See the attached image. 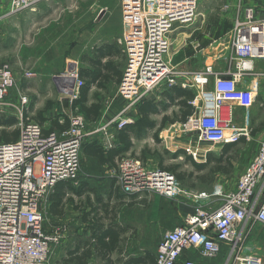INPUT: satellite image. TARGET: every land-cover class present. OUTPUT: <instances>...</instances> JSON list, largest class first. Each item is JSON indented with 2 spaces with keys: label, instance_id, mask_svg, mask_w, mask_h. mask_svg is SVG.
I'll return each mask as SVG.
<instances>
[{
  "label": "built area",
  "instance_id": "1",
  "mask_svg": "<svg viewBox=\"0 0 264 264\" xmlns=\"http://www.w3.org/2000/svg\"><path fill=\"white\" fill-rule=\"evenodd\" d=\"M40 1L43 0H7L5 15L34 10ZM199 1L120 0L123 31L119 43L125 64L117 96L122 107L108 113L103 126L90 133L104 130L105 149L114 146V131L133 122L136 105L160 87L196 91L190 101L194 113L180 128L186 133H197L200 143L223 146L236 144L246 136L245 129L235 127L230 119H222L220 110L226 103L247 108L256 101V84L245 87L241 81L255 75L252 59L264 57V18L258 19L253 8H242L237 0L238 17L227 37L218 41L222 47L229 43L232 48L223 58L227 60L226 70L204 61L201 68L186 71L172 61L169 34L175 25L194 23ZM228 9L229 4L224 3L222 10ZM67 75L74 79L73 86L68 80L59 90L72 102L78 98L83 81L78 72L63 74L61 78ZM14 84L10 65L1 63L0 105L7 102ZM19 101L24 104L27 97L22 95ZM63 118L59 122H64ZM67 118L69 125L65 130L46 132L27 116L20 124L16 141L0 142V264H52L51 245L59 237L43 229L44 203L57 183L76 181L86 135L87 123L77 107ZM186 152L196 154L190 147ZM112 176L125 194L191 196L193 212L186 215L181 225L164 233L157 245L156 264H195L182 263L181 255L194 249L203 257H215L223 244L229 247L233 263L262 264L260 256L253 252L255 246L245 243L256 229L264 231V136L234 189L223 190L219 186L209 193L189 194L180 189L173 173L149 169L128 153L117 157Z\"/></svg>",
  "mask_w": 264,
  "mask_h": 264
},
{
  "label": "rangeland",
  "instance_id": "2",
  "mask_svg": "<svg viewBox=\"0 0 264 264\" xmlns=\"http://www.w3.org/2000/svg\"><path fill=\"white\" fill-rule=\"evenodd\" d=\"M225 1L200 0L197 15L206 17V21L216 16L223 17L225 16V10H222V7ZM44 2H47L45 7H38L36 10L39 11V15H42L43 19L33 21L31 13L23 12L19 18H16V15H10L6 20L0 21V63L7 62L15 77V84L11 88L7 102L0 105V139L2 138V132L11 134L13 131L19 130L20 124L27 117L31 105L35 107V115L38 111L55 115L57 113L55 108L60 104V100L57 101L58 97H63L61 99L67 105L66 102L69 99L67 94L54 92L55 89H53V80L56 76L66 74L63 72L65 60L79 61L83 67H86L89 60H93L98 51L105 48L106 44L99 40L103 35L102 33L106 34V32L113 30L112 27L104 24L100 25L99 29L97 27L104 14L107 15L111 12L110 9L100 6L103 0H45ZM202 12L205 14L202 15ZM106 43L113 45L114 50L110 49L109 53L113 55V59L121 64L120 67L123 69L125 57L122 46L116 39ZM203 63L204 59L199 58L186 68L199 69L203 66ZM117 89L118 85H109V91L103 97V112L106 111V114L115 112L122 107V100L117 96ZM163 89L160 87L154 90L149 97L157 96ZM258 92L261 93L260 90ZM22 95L27 97V102L24 104L19 101ZM49 105L50 107H48ZM10 117H14L16 120L12 124L7 123ZM106 119L107 116L101 115L96 125L87 123L84 130L86 135L83 137V141H89L100 136L102 140L104 130L100 129L94 134L90 133L101 128ZM162 145L161 142H154L151 133H148L146 137L135 143L134 153L139 154L143 147L150 150V152L144 154L147 157L145 162L149 169L161 167V163L162 165L181 163L183 165L182 169L192 170V167L184 160L183 156L174 159L165 156V160L161 162L160 156L164 151ZM179 145L186 147L187 144L184 142ZM201 147L208 148L216 159L218 157L222 159L223 157L222 167H229L228 164L230 163L232 164V170L228 173L215 174V179L212 182H200L195 177L185 178L183 181L177 180L180 189H184L189 194L209 193L215 186L230 189L236 183L246 161H249L252 156L254 157L259 144L252 141L237 145L227 154L221 151L220 145L208 147L207 144H204ZM226 156L230 160L224 158ZM194 157L200 163L205 162L203 152H199ZM214 162L209 163L198 175L207 174V170L215 166L216 163ZM112 174V168L101 167L96 159L82 157L78 177L73 185L78 184L83 179H90L89 181L96 186L98 192L107 197V188ZM89 176H95V178ZM183 198L179 196L168 198L147 193V208L143 207L142 202L139 204L140 206L138 205L135 208L141 211L147 209V221L150 217L160 218L161 221H165L166 230H168L174 228L176 224L175 200ZM184 199L188 205L194 204L191 196ZM46 204L45 202V208L43 209V229L46 233H55L59 237L58 241L53 242L51 245L52 250L49 261L52 264H74L68 262L70 252L74 251L75 246L86 237V232L83 231V225L80 221V211L76 209L79 200L75 197L73 202H70L72 205L63 210L64 215L59 214L58 217H54L48 212V205ZM165 231L149 232L147 230V232H140L138 237L137 235L130 237V235L128 239V253L130 254L125 253L124 258L129 259L131 256L142 253L145 250L144 245L156 244ZM258 232L259 230L256 229V235L254 236V233H252L245 245H254L256 249L261 247V252H256L255 249H253V252L264 257V231L260 234ZM112 257L114 258V256ZM118 263H122V261ZM89 264H102V262L93 257ZM114 264L117 263L114 262Z\"/></svg>",
  "mask_w": 264,
  "mask_h": 264
},
{
  "label": "crops",
  "instance_id": "3",
  "mask_svg": "<svg viewBox=\"0 0 264 264\" xmlns=\"http://www.w3.org/2000/svg\"><path fill=\"white\" fill-rule=\"evenodd\" d=\"M44 1L45 0L38 2L34 10H25L22 12L12 14V16L16 15L17 16L16 18H19L20 14H23V12H29L32 15L33 21H37L42 18V15H39L40 14L39 11L36 10L38 7H45V3L47 2ZM240 1L242 4V8L245 7L253 8L255 16L258 19L264 18V0H240ZM236 2L237 0L225 1V3L229 4V9L225 10L224 13L225 16L223 17L216 16L211 18V20L206 21L207 20L206 17H200L198 16L199 15L198 14L195 18L194 23L191 25L188 26L175 25V28L169 34L171 40L170 54L173 63L177 64L180 68L186 71H190L193 69H188L186 68V66L188 67L191 64H193V62L196 59L202 58L206 63L213 64V67H215L216 69L226 70L227 60L224 61L223 58L226 57L230 52H232V48L229 45V43L223 45L222 47L218 41L221 40L219 38L227 37V34L230 33L233 27L235 17H238L236 10L237 9ZM6 6H7V0H0V21H4L6 20V18H9L8 16H10V15H5ZM100 6L110 9L111 12L108 13L107 15L106 13L104 14L103 19H101L98 22L97 25L98 29L99 26L103 24L105 26H109L113 28L112 31H109L108 33L106 32V34L102 33L103 35H101V39H99L106 44L105 48L102 50L103 52L102 61H105L106 59L113 57V55H111V53L109 52L111 50H114V47H112L113 45H109L111 43H106V42L115 39L118 40L119 42V39L122 36V31H123L122 14H121L120 0H103L102 5ZM201 14L203 15L205 13L202 12ZM219 56L220 58H218ZM124 64H125V58H124ZM124 64H123V68H124ZM252 66H253L252 71H254L255 75L245 76L241 81V85L248 87L251 83H255L257 87V94L261 98L257 97L255 103L247 108L238 106L235 103H226L221 107L220 110V117L222 119H230L231 123L235 127L243 128L246 131V136H242L238 143L232 144L234 145V147H236L237 145L250 143L252 141L257 142L259 144L261 138L264 136V57L253 58ZM82 67L83 65L79 61H72L71 59L65 60L63 72H65L66 74L72 72H78L79 75V70ZM233 67L232 70H234ZM60 77H62V75ZM53 81H54L53 89H55L54 92H58V93H61V91L59 90L60 85L68 82L66 78H61L58 81L54 79ZM211 82L212 80H210V83L208 85L209 88L212 85ZM93 90L94 87H91L89 91V95ZM258 90H260L261 93L258 92ZM192 91L196 94V91L194 90ZM160 93L157 94V96H151V98L154 99V101L159 104L158 109L155 112L151 113L150 115V118L156 120L157 122H159L162 116L164 115H167L172 118L174 113L179 114V106L176 103L177 100H175L174 102L167 101ZM8 98L9 96L7 97V99ZM61 98L63 97L57 98V101L60 100L59 101L60 104L58 105L57 108H55V110H57V113L55 115L44 113L42 115L44 120L42 121L38 118L37 114L35 115V111H36L35 107L31 105V108L28 110L27 116L33 118L36 122L41 124L45 130L49 129L51 120L57 118L59 122L60 117L62 116L64 118L67 117L68 114L73 109L72 102L70 101V99H68V102H66L67 105H65ZM138 112L139 111L136 107L133 111V121H135L137 117H140ZM101 115L107 116V114L103 112V109ZM59 123H63V122H59ZM96 123L92 125H96ZM181 124L182 122L176 120L173 123H166L160 130L157 131V137L159 139V142L163 143L162 146L164 147V150L168 151L170 154H173L178 150H182L186 155L192 157L193 161L200 163L199 160L196 159V157L186 152V148L190 147L192 150L196 151L195 156H197L199 152H203L206 160V155L211 153L210 150L207 151L208 148L204 149L201 147V145H204V143L201 144L198 141L197 133L183 132L180 128ZM156 129L157 128H153L148 131H144L136 137L132 136L131 138L132 147L128 151L119 153L117 157L121 154H126V153L131 154L136 158H138L147 167V163L145 162L147 161V157L144 155L146 152L144 154L142 153V151L144 149H147V147L146 148L143 147V149L140 150V153L142 154L141 156L140 153L139 154L134 153L135 143L146 137L148 133H151V137L153 139V134L155 133ZM52 130L56 132L62 131L58 128H53ZM118 131L119 130L113 132L114 144L116 149L122 146L119 139L117 138ZM100 138L102 137L100 136L98 138L89 141H96L98 144H102V140ZM184 142L185 144H187L185 145L186 147L179 145ZM224 146L225 145L221 146L220 148L222 152H224V148H225ZM82 157L96 159L101 167L112 168V170L115 167V163L117 159L116 157L113 163H110L108 161L100 162L96 157L86 154L84 152L83 147L81 150V159ZM252 158L253 156L250 158L249 161H246V164L243 167L241 174L245 171L246 167L248 166ZM157 168L163 169L162 167H157ZM240 175L238 176V178L240 177ZM89 177L95 178V176H89ZM110 178H111L110 184L108 185L107 188V193H108L107 197H105L100 192H98L96 186L92 185V183L89 181L90 179L89 180L83 179L78 184L73 185V183H71L72 184L71 186L64 188L60 194V197L62 198L61 203L53 207V202H52L53 196L58 194L56 187H54L46 197V203H47L46 205H48V212L54 217H58L59 214L64 215L63 210L66 207L68 208L69 205H72L70 204V202H73L74 198L76 197L79 200V204L76 205V209L80 211L81 214L80 221L81 224L83 225V231L86 232L85 233L86 237L82 239L81 242H86L89 240L94 241L91 238L92 229L90 226L94 222V219H97V222H99V224L101 223L104 229H108L110 227L118 232L119 231L122 232L119 233V239H121L123 242V243L120 242L121 243L120 252L114 250L108 255V257H102V255L100 256L97 254L95 256L93 255L88 259V264L91 262L93 257L101 261L102 264H110V263L114 264V262L117 264H124L126 262L130 264L131 263V262L129 263L130 259L139 258L141 256H144L145 253H147V256L150 255L154 258L156 255L157 245L160 242L161 238L163 237L164 233L168 230H172L173 228L166 230L167 227L165 221H161L160 218L155 219L153 217H150V219L147 221V209H144L143 211L139 209L136 210L135 207L141 204V202L143 204V207L147 208V193H145L142 196L125 194L120 190V188L116 184L114 177L111 176ZM238 178L236 180V183L238 181ZM236 183H234V186H232L230 189H234L236 187ZM83 184H85L86 186H84L80 191L81 194H78L79 187H81ZM220 187L223 188V190H229L224 188L223 186ZM152 194H156V193H152ZM98 197H100L103 204H105L104 207L100 206L97 203ZM175 201L176 202L174 203L175 204L174 208L176 212L175 213L176 214L175 227H176L183 223L186 215L193 212L194 205L193 204L191 206L188 205L185 202L184 198L179 200L177 199ZM92 207H99L100 209H98L97 211H92ZM44 208H45V203H44ZM51 208L57 209L58 212L56 213L53 212ZM160 215L162 216L161 213ZM147 230L149 232H160L165 230L166 231L161 235L159 241L156 242V244H152V245L147 244V246L144 245L145 247L143 248L145 250L142 253L136 254L135 256H131L129 259L127 258L125 259L124 258L125 253L130 254L128 253L129 236L131 235L130 237H132L137 235L138 237L140 232L143 231L147 232ZM258 233L260 234V232ZM255 235L256 234L254 233V236ZM106 239L108 240V238ZM94 245L95 244L84 245V247H82L80 250L89 247L93 248ZM255 250L256 252L259 251L261 252V247L257 249L255 248ZM112 256H114V258ZM259 256L262 261V264H264V260H263L264 257L261 255ZM180 260L182 263L185 261H193L195 264H236L233 263L232 258H229V247L224 244L222 245L218 255L215 257H203L202 255H200L198 251L194 249H189L186 250L181 255ZM121 261L122 263H118ZM154 263H155L154 260L151 261L148 256L147 264H154Z\"/></svg>",
  "mask_w": 264,
  "mask_h": 264
},
{
  "label": "trees",
  "instance_id": "4",
  "mask_svg": "<svg viewBox=\"0 0 264 264\" xmlns=\"http://www.w3.org/2000/svg\"><path fill=\"white\" fill-rule=\"evenodd\" d=\"M102 57L103 52L98 51L95 58L93 60H89L88 66L80 68L79 77L82 79L83 85L80 87L78 98L72 101V107L78 108L79 112L84 116L86 123L88 124H94L98 121L103 109L102 100L106 93H108L109 91V85H117L122 77V68L120 67L121 64L113 59V57L108 58L105 61H102ZM91 87H94L95 90L89 95ZM161 92L162 93L160 94L167 101L174 102L175 100H177L176 103L179 106V114L174 113L172 118L164 115L159 122L151 119V113L155 112L158 109L159 104L155 102L151 97H147L141 100L136 105L140 117H137L135 121L119 129L117 138L122 144L120 148L116 149L114 144L113 147L105 149L102 144H98L96 141H83L82 147L84 149V152L88 155L96 157L100 162L108 161L110 163H113L119 153L128 151L132 147V136L136 137L144 131L157 128L155 133L153 134V139L155 142H159L157 131L160 130L166 123H173L176 120L184 123L191 115H193L194 107L193 105H191L190 101L194 98L195 93L191 89L172 86L169 88H164ZM48 107H50V105ZM44 113L45 111L37 112L38 118L42 121L44 120L42 116ZM15 121L16 120L14 117H10L7 123L12 124ZM68 125L69 121L67 117L64 118L63 123H59L56 118L50 121V128L45 131H53V128L65 130ZM1 136L2 138L0 139V142H14L19 136V130L13 131L11 134L2 132ZM224 147V152L226 154L228 153V151L234 149V145L232 144H226ZM145 152H150V150L144 149L142 151L143 154ZM180 155H182L184 157V160L192 167L191 171L182 169L183 165L181 163L172 165H162L161 163V167L164 170L173 173L178 181H183L185 178L195 177L200 182H212L215 179V174L228 173L232 170V164L229 163V167L223 168V165L221 164L223 161V157L222 159H220L221 157H218L216 159L212 156L211 153L206 155L205 162L197 163L193 161L192 157L186 155L182 150H178L173 154H170L168 151L164 150L162 155L160 156L161 162L165 160V156L174 159ZM224 158L230 160V158H228L227 156ZM211 162L216 163L215 166L209 168L207 170V174L198 175ZM71 183L72 182L69 181H63L62 183L60 182L55 185L58 194L53 196V207L61 203L62 198L60 197V194L64 188L71 186ZM84 186L86 185L83 184L81 187H79L78 194H81L80 191ZM97 203L103 207L105 205L101 201L100 197H98ZM98 209L100 208L92 207V211H97ZM52 211L55 213L58 212L57 209H52ZM90 226L92 229L91 238L94 241L89 240L77 244L75 250L70 252L68 262L74 264H88V259L93 255L95 256L97 254L100 256L102 255V257H108V255L114 250L117 252L121 251V243L123 242L121 239H119V233L122 232H118L110 227L108 229H104L103 225L97 222V219H94V222ZM106 238H108V240ZM91 244H95L93 248H83L82 251H79L82 247H84V245ZM148 256L151 261L154 260L155 262V257L153 258L150 255ZM148 256L147 253H145L144 256L130 259L129 263L131 262L133 264H147ZM124 264L128 263L126 262ZM154 264H156V262Z\"/></svg>",
  "mask_w": 264,
  "mask_h": 264
},
{
  "label": "water",
  "instance_id": "5",
  "mask_svg": "<svg viewBox=\"0 0 264 264\" xmlns=\"http://www.w3.org/2000/svg\"><path fill=\"white\" fill-rule=\"evenodd\" d=\"M60 79H61L60 76H56V78H55L56 81H58ZM69 82H70V86H73L74 79L70 77ZM69 93H70V91H69Z\"/></svg>",
  "mask_w": 264,
  "mask_h": 264
},
{
  "label": "bare ground",
  "instance_id": "6",
  "mask_svg": "<svg viewBox=\"0 0 264 264\" xmlns=\"http://www.w3.org/2000/svg\"><path fill=\"white\" fill-rule=\"evenodd\" d=\"M66 79H67V80H69V79H70V77L67 75V76H66Z\"/></svg>",
  "mask_w": 264,
  "mask_h": 264
}]
</instances>
